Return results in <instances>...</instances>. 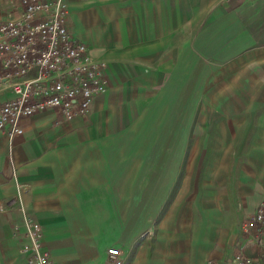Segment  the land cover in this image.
<instances>
[{"label":"crops","instance_id":"1","mask_svg":"<svg viewBox=\"0 0 264 264\" xmlns=\"http://www.w3.org/2000/svg\"><path fill=\"white\" fill-rule=\"evenodd\" d=\"M66 3L110 86L88 115L0 134V264L23 260L19 206L55 264L110 247L126 264H229L264 200V0ZM21 10L0 0V23Z\"/></svg>","mask_w":264,"mask_h":264},{"label":"built area","instance_id":"2","mask_svg":"<svg viewBox=\"0 0 264 264\" xmlns=\"http://www.w3.org/2000/svg\"><path fill=\"white\" fill-rule=\"evenodd\" d=\"M21 4L18 14L0 23V134L11 137L24 133L23 117L42 111L60 110L66 120L88 115L110 86L105 64L69 31L66 0ZM7 91L13 95L6 97ZM18 210L21 223L15 227L24 236L21 264H55L44 247L41 223L25 207ZM241 235L244 240L229 264H264V200L243 222ZM127 261L120 248L110 247L104 264Z\"/></svg>","mask_w":264,"mask_h":264}]
</instances>
